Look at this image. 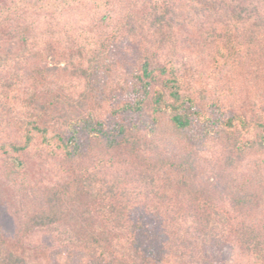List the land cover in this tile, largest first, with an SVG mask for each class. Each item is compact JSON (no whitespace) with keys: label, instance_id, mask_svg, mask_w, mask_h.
<instances>
[{"label":"trees","instance_id":"16d2710c","mask_svg":"<svg viewBox=\"0 0 264 264\" xmlns=\"http://www.w3.org/2000/svg\"><path fill=\"white\" fill-rule=\"evenodd\" d=\"M116 1L0 0V73L14 60L2 50L7 45L28 47L36 38L31 33L39 28L53 33L55 43L64 48L84 47V42L101 47L111 41L124 42L130 52L137 38L152 44L129 73L132 92L107 115H63L62 98L40 102L39 85L30 100L20 99L15 91L19 94L24 80L32 77L22 67L6 79L10 81L0 78V101L10 100L13 106L7 111L9 119L17 117L18 101L21 107L34 106V113L25 111L21 121L16 119L23 126L22 140L0 142L6 173L25 177L34 145L61 155L69 165L64 198L55 199L45 189V205H26L18 235L8 237L0 230V264H264L263 179H231L230 173L240 169H228L233 161L225 157L211 159L208 169L206 162L196 165L190 152L181 162L152 155L164 125L175 135L197 128L205 140L222 129L233 133L240 127L264 151V113L261 122L237 114L204 117L185 91L171 41L176 33L196 31L201 44L227 42L226 56L244 53L250 63L264 67V0H121V9ZM110 26L107 33L101 30ZM166 48L170 53L161 63L159 54ZM257 76L264 81L263 70ZM93 143L103 152L126 153L134 169L113 182L104 178L106 161L96 159L88 166ZM239 143L235 151L251 146ZM212 164L221 169L220 175H209L216 173ZM216 182L222 183L221 189H211ZM254 183L259 185L247 191ZM86 196L93 205H65ZM68 217L65 255L25 244L29 229L50 227ZM226 250L229 257L220 259Z\"/></svg>","mask_w":264,"mask_h":264},{"label":"rangeland","instance_id":"374dc122","mask_svg":"<svg viewBox=\"0 0 264 264\" xmlns=\"http://www.w3.org/2000/svg\"><path fill=\"white\" fill-rule=\"evenodd\" d=\"M116 2V8L121 9L123 2L121 0ZM111 27L101 30L107 33ZM31 34L36 38L28 47L7 45L2 50L3 53H10V57L14 60H10V69L8 71L4 69L0 73V78L3 79L2 81L10 79L22 67L28 73L25 76L32 77L29 81L24 80L21 92L18 94L15 91V94L20 99L26 97V100H30L32 92L39 85L36 92L40 102H54L57 97L62 98L63 103L59 109L62 110L63 115L76 116L88 111L95 112L97 115H107L112 105L122 102L129 92H132V79L129 73L136 65L137 57L141 56L147 48L152 47L148 41L137 38L133 45H130V52L126 50L124 42L111 45V41L106 46H101L102 49L98 45L88 46L86 42L84 47L69 45L64 48L55 43L56 36L54 37L53 33H46L43 28ZM96 35L98 36L99 33L96 32ZM44 39H46L45 43ZM172 39L171 41L175 44L172 50L177 55V67H180L185 91L194 98L196 108L203 113L204 117L213 119L225 114H237L244 115L250 120L258 119L261 122V116L264 113V81L257 75L258 70L264 71V67H257L250 63L244 53L243 55L235 53L233 57L226 56L227 48L230 49V44L227 42L223 45L216 43L212 47L201 44L196 31H181ZM26 50L28 52L25 53ZM162 51L159 54L160 62L165 63L164 59L169 55L170 48ZM84 56H86L85 61L82 59ZM11 103L10 100L0 101L1 143L22 140L23 126L16 119L20 117L21 121L25 111L34 113V106L21 107L22 104L18 101L16 121L12 120L13 117L9 119L7 111L13 108ZM196 131L197 128L184 135H175L169 126L164 125L156 135L157 148L154 147L153 157L158 159L156 155L158 153L162 159L181 162L190 152L196 165L206 162L207 167L211 159L225 157V160L233 161V166L228 169L231 171L235 167L240 169L238 172L234 170L230 173L231 179L240 177L255 181L264 180V151L258 148L259 143L252 134L245 133L240 127L233 133L222 129L205 140L198 137L201 134H196ZM243 140L251 146L240 152L235 151L233 147L238 146ZM37 147L39 146L34 145L28 152L25 177L17 175L14 178L15 174L8 175L5 171L6 165L0 160V230L8 237L18 235L22 231L26 221V205H45L42 202L47 196L41 193L42 191L52 190L49 195H53L55 199L58 196L64 198L68 163L63 161L61 155L43 148L38 150ZM101 148L100 144L93 143L88 166H92L96 159L106 161L107 168L102 173L104 178L113 182L116 177L134 169L130 166V156L126 153L116 155V153L103 152ZM213 164H216L215 161ZM213 171L216 173L206 170L211 176L222 173L218 168L216 170L214 168ZM194 183L192 185L196 186ZM119 185L123 187L121 183ZM213 185L211 189L214 190L215 187L221 189L223 186L222 183L217 182ZM256 185L259 184H248L247 191H252ZM65 205H93V202L86 196L78 197L75 204L66 202ZM70 221L68 217L63 218L62 223L50 227L29 229L24 236L25 244L40 249L39 251L49 250L56 253L55 251L60 250L59 253H62V256L65 255L63 242L69 233ZM224 255L229 257V251L226 250L220 259ZM66 257L68 258V254Z\"/></svg>","mask_w":264,"mask_h":264}]
</instances>
